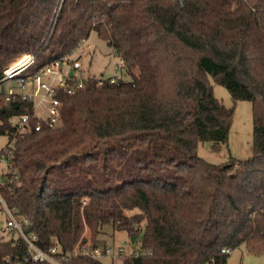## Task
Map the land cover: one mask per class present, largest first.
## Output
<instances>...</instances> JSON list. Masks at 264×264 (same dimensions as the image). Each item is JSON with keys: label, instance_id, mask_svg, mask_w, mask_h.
Wrapping results in <instances>:
<instances>
[{"label": "trees", "instance_id": "obj_1", "mask_svg": "<svg viewBox=\"0 0 264 264\" xmlns=\"http://www.w3.org/2000/svg\"><path fill=\"white\" fill-rule=\"evenodd\" d=\"M92 31L131 79L90 77L63 96L61 126L23 133L14 118L32 103L0 94V194L27 231L67 254L105 246L107 225L131 237L144 227L127 264H225L222 249L242 244L264 253V0H0V75L25 54L62 60ZM210 77L252 102L249 158L198 153L228 141L235 111ZM27 253L21 238H0V264H50Z\"/></svg>", "mask_w": 264, "mask_h": 264}, {"label": "built area", "instance_id": "obj_2", "mask_svg": "<svg viewBox=\"0 0 264 264\" xmlns=\"http://www.w3.org/2000/svg\"><path fill=\"white\" fill-rule=\"evenodd\" d=\"M82 43L78 48L82 47ZM77 49L64 59L50 61L36 70L34 68L38 55L25 54L0 75V94H5L7 100L21 96L32 103L30 112L21 113L14 118L18 132H29L33 128L39 131L44 127L55 128L62 125L63 96L75 93L83 85V81L90 78L83 77L80 59L74 57ZM113 50L118 55L114 59L115 70L125 68V58L116 49L113 48ZM71 68L74 69L73 75H70ZM119 78L114 75L102 79H108L114 83ZM10 81L15 83L19 90H16L13 85L8 86ZM33 121L36 122L35 125L32 124ZM0 160L6 163V170H8L10 164L8 156L2 153ZM11 171L12 177H9V182L18 177L17 168H13ZM0 203L8 215L5 230L17 234V238H21L26 243L28 253L25 259L27 261L70 264L72 257L79 255L97 259L109 257L113 261L126 258V253L122 249L117 251L108 245L93 247L86 242L67 254H63L57 246L50 251H45L39 244L38 235L27 231L29 224L27 216L21 215L18 209L9 207L1 194ZM222 251L230 253L232 249L223 248ZM136 255H138L137 252Z\"/></svg>", "mask_w": 264, "mask_h": 264}, {"label": "rangeland", "instance_id": "obj_3", "mask_svg": "<svg viewBox=\"0 0 264 264\" xmlns=\"http://www.w3.org/2000/svg\"><path fill=\"white\" fill-rule=\"evenodd\" d=\"M74 57H79L80 59L83 77L109 78L116 75L124 79H131V76L126 73L125 68L115 70L114 59L117 58L118 55L105 40L98 36L96 31H92L89 38L83 41L82 47L77 49L74 53ZM48 58L49 54L47 52L41 54L37 59L36 66L41 67L45 65L49 61ZM19 59L20 58L16 61ZM210 79L215 96L225 105L234 106L235 111L228 141L217 147H214L211 141L201 142L198 145V153L207 161L213 163H224L232 157L238 159L249 158L254 153L252 102L250 100H234L225 86L215 82L211 77ZM10 85H13L16 90H19V87L12 81L8 82V86ZM8 142L9 138L7 135H0V153H4L2 149ZM4 165H6V163L0 160V178L7 169V166L3 167ZM7 219L8 215L0 203V238H17V234L9 233L5 230ZM143 235L144 227L139 234H137V244H134L127 230L114 229L111 225L105 226L104 232L99 235V238L117 251L121 249L124 250L126 258L113 261L109 257H103L101 260L105 264H127L131 259V253L139 248ZM87 236L89 237L88 233ZM225 264H264V253L252 252L245 244H242L232 249Z\"/></svg>", "mask_w": 264, "mask_h": 264}, {"label": "water", "instance_id": "obj_4", "mask_svg": "<svg viewBox=\"0 0 264 264\" xmlns=\"http://www.w3.org/2000/svg\"><path fill=\"white\" fill-rule=\"evenodd\" d=\"M73 72H74V69L71 68L70 75H73ZM136 239H137V235H134V236L131 237V240H132L133 243H135Z\"/></svg>", "mask_w": 264, "mask_h": 264}, {"label": "crops", "instance_id": "obj_5", "mask_svg": "<svg viewBox=\"0 0 264 264\" xmlns=\"http://www.w3.org/2000/svg\"><path fill=\"white\" fill-rule=\"evenodd\" d=\"M3 167H6V165H4ZM107 245V244H106Z\"/></svg>", "mask_w": 264, "mask_h": 264}]
</instances>
